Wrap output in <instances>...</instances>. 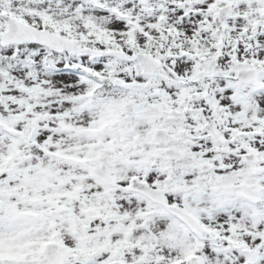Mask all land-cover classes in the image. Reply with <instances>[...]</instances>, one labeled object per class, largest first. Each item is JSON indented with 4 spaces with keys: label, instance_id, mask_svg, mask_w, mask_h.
Returning <instances> with one entry per match:
<instances>
[{
    "label": "snow or ice",
    "instance_id": "obj_1",
    "mask_svg": "<svg viewBox=\"0 0 264 264\" xmlns=\"http://www.w3.org/2000/svg\"><path fill=\"white\" fill-rule=\"evenodd\" d=\"M0 264H264V0H0Z\"/></svg>",
    "mask_w": 264,
    "mask_h": 264
}]
</instances>
